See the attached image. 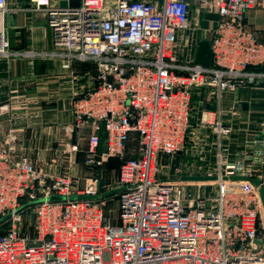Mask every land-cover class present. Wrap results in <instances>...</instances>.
Returning <instances> with one entry per match:
<instances>
[{"label":"built area","instance_id":"built-area-1","mask_svg":"<svg viewBox=\"0 0 264 264\" xmlns=\"http://www.w3.org/2000/svg\"><path fill=\"white\" fill-rule=\"evenodd\" d=\"M30 1L48 16L63 69L73 61L95 65L96 84L72 100V124L86 140L83 162L91 173L78 188L70 174L50 173L18 153L13 134L0 137V216L8 224L0 232V264H264L262 203L252 181L264 184L263 156V168L254 171L245 169L253 156L224 163L218 152L207 174L217 182L210 198L185 187L197 180L183 176L193 175L158 177V158L186 145L197 88L213 89L219 100L264 82V43L245 22L264 0H79L64 9L60 0ZM191 2L216 10L209 66L194 63L195 56L180 62ZM7 10L0 0V13ZM11 54L0 31V56ZM229 131L216 121L218 140ZM259 143L263 148L264 139ZM78 150L77 142L67 149ZM109 158L120 160L115 222L104 213L100 190ZM85 194L98 197L77 198ZM24 212L31 215L26 225Z\"/></svg>","mask_w":264,"mask_h":264},{"label":"crops","instance_id":"crops-1","mask_svg":"<svg viewBox=\"0 0 264 264\" xmlns=\"http://www.w3.org/2000/svg\"><path fill=\"white\" fill-rule=\"evenodd\" d=\"M6 4L8 10L0 13V31L4 32L6 48L12 54L0 56V137L13 134L18 140L14 141L17 152L28 155L38 167L54 174L67 169L71 176L84 182L91 173L83 162L85 138L75 133L79 150L69 156L66 151L73 139L72 100L96 84L95 65L73 61L69 70L63 69L61 58L53 54L55 46L48 16L34 11L30 0H6ZM197 6L202 5L190 3L191 9ZM200 14L204 17L205 12L202 10ZM245 22L258 41L264 43V8L248 10ZM260 83L239 86L219 100L213 89L197 88L192 98L186 145L171 159L169 168L176 173L189 162L199 167L216 166L218 152L224 163L251 155L254 161L246 160L245 169L263 168L259 159L264 157V147L260 148L259 141L264 139V85ZM218 120L230 129L219 140L215 133ZM113 163L114 158L104 166L110 169ZM158 177L174 179L160 174ZM79 185L76 187L80 188Z\"/></svg>","mask_w":264,"mask_h":264},{"label":"rangeland","instance_id":"rangeland-1","mask_svg":"<svg viewBox=\"0 0 264 264\" xmlns=\"http://www.w3.org/2000/svg\"><path fill=\"white\" fill-rule=\"evenodd\" d=\"M205 12L204 17L200 14L201 11ZM216 15L213 5L207 4L202 6H197L192 8L190 11V22L189 28L187 31L183 32L179 42L180 48V60L183 62H190L192 58L196 54L198 41L201 38L209 39L210 32L214 27L216 21ZM135 136H132V139L129 142V147L131 148L135 144ZM84 142V141H83ZM83 146V147H82ZM80 145L83 150L86 147V143ZM79 147V146H78ZM67 155L69 156L68 151H66ZM73 153H76L73 152ZM178 153L173 154L171 156H162L158 158V174L161 176H167L170 178L177 179L181 175H207L209 172H213L215 170L212 165H208L205 167H199L194 162H189L186 166L182 167L180 172L174 171V169H170V161L173 157L177 156ZM183 155V154H180ZM67 156V157H68ZM163 159V160H162ZM119 165V159H115V163L112 164L111 168L107 169L105 166L101 169V177H100V190H104V192L113 190L117 188V169ZM198 166V167H197ZM64 173H68L66 169ZM69 174V173H68ZM73 177V176H72ZM75 184H83L82 180L78 181L77 178L73 177ZM185 187L188 189H192L193 191L198 187L199 191L202 196L206 198L213 197L217 190V182L214 179H204V180H197L194 183H185ZM117 205H118V193L114 192L109 197L106 198L105 206H104V213L105 215L111 219L112 222L116 221V214H117ZM31 222V215L29 212L23 213V225H26ZM8 226L7 221L5 218L3 219L0 216V231L6 229ZM258 234L264 237V210L262 208V212L259 217V228Z\"/></svg>","mask_w":264,"mask_h":264},{"label":"water","instance_id":"water-1","mask_svg":"<svg viewBox=\"0 0 264 264\" xmlns=\"http://www.w3.org/2000/svg\"><path fill=\"white\" fill-rule=\"evenodd\" d=\"M67 4H69L70 6H77L79 4V0H69L68 2H66L65 0H60L58 2V7L60 9H64ZM212 62V52H211V48L209 45V41L206 38H201L198 41V46H197V50H196V54H195V58H194V63L196 64H201V65H206L209 66ZM261 85H264V82L260 83ZM71 135H72V142L71 144L75 143V133H76V128L73 124H71ZM15 142H18L17 138H15L14 140ZM260 148H262V145H259ZM216 176H207V175H193V176H183V179H190V180H204V179H215ZM234 178L236 179H240V176H234ZM253 183L256 186H259V194H260V198H261V203H262V207L264 209V184L260 183V180L257 177H253L252 178ZM121 188H115L113 190L107 191V192H103L101 194V196H106L110 193H114L119 191ZM71 198H74V195L70 196ZM98 195H78L77 198H97ZM49 199L51 200H58V199H63V196H57V195H52L49 197ZM4 218V217H3Z\"/></svg>","mask_w":264,"mask_h":264},{"label":"trees","instance_id":"trees-1","mask_svg":"<svg viewBox=\"0 0 264 264\" xmlns=\"http://www.w3.org/2000/svg\"><path fill=\"white\" fill-rule=\"evenodd\" d=\"M111 159H113V158H109V159H107L106 162L109 161V160H111ZM114 159H116V158H114ZM119 163H120V160H119ZM118 166H119V165H118ZM117 193H118V191H117ZM111 194H112V193H110V194H108V195H106V196H104V197L107 198V197H109ZM1 231H3V230H1ZM1 231H0V232H1Z\"/></svg>","mask_w":264,"mask_h":264}]
</instances>
